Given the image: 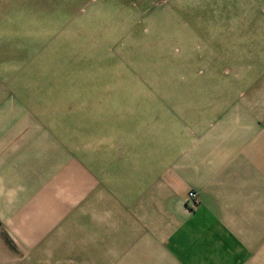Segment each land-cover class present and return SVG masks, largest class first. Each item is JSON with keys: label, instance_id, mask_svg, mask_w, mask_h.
Returning <instances> with one entry per match:
<instances>
[{"label": "rangeland", "instance_id": "374dc122", "mask_svg": "<svg viewBox=\"0 0 264 264\" xmlns=\"http://www.w3.org/2000/svg\"><path fill=\"white\" fill-rule=\"evenodd\" d=\"M83 119L264 179V0H0V264L20 221L79 219V169L48 161H78Z\"/></svg>", "mask_w": 264, "mask_h": 264}, {"label": "crops", "instance_id": "0c3cea01", "mask_svg": "<svg viewBox=\"0 0 264 264\" xmlns=\"http://www.w3.org/2000/svg\"><path fill=\"white\" fill-rule=\"evenodd\" d=\"M108 125L81 120L78 161L71 149H50L53 176L79 169V219L49 220L43 234L23 230L40 221L17 223L13 238L25 256L16 263L264 264L262 173L232 167L222 175L201 165L207 158L196 140L190 155V145L177 152L152 130ZM189 189L197 207L185 204Z\"/></svg>", "mask_w": 264, "mask_h": 264}, {"label": "built area", "instance_id": "2783aa9c", "mask_svg": "<svg viewBox=\"0 0 264 264\" xmlns=\"http://www.w3.org/2000/svg\"><path fill=\"white\" fill-rule=\"evenodd\" d=\"M187 197L193 204H196V202L198 201V194L194 190H189L187 192Z\"/></svg>", "mask_w": 264, "mask_h": 264}]
</instances>
